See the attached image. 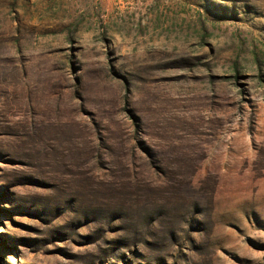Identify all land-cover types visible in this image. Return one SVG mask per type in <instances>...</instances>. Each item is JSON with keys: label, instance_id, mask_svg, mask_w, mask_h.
Returning <instances> with one entry per match:
<instances>
[{"label": "rangeland", "instance_id": "rangeland-1", "mask_svg": "<svg viewBox=\"0 0 264 264\" xmlns=\"http://www.w3.org/2000/svg\"><path fill=\"white\" fill-rule=\"evenodd\" d=\"M0 264H264V0H0Z\"/></svg>", "mask_w": 264, "mask_h": 264}]
</instances>
